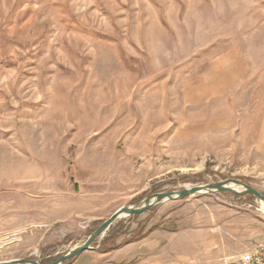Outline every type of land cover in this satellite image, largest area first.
<instances>
[{
  "label": "rangeland",
  "instance_id": "374dc122",
  "mask_svg": "<svg viewBox=\"0 0 264 264\" xmlns=\"http://www.w3.org/2000/svg\"><path fill=\"white\" fill-rule=\"evenodd\" d=\"M228 178L264 193V0H0V261L51 262L121 206ZM172 217L264 241L260 201L227 191L92 246Z\"/></svg>",
  "mask_w": 264,
  "mask_h": 264
},
{
  "label": "crops",
  "instance_id": "0c3cea01",
  "mask_svg": "<svg viewBox=\"0 0 264 264\" xmlns=\"http://www.w3.org/2000/svg\"><path fill=\"white\" fill-rule=\"evenodd\" d=\"M136 226L116 232L107 244V251L98 252L95 248L83 252L76 257L75 264H208L235 258L246 250L264 245V241L253 246L239 243L230 249L227 247L228 228L224 225L207 228L183 223L176 229L175 217L140 232ZM131 235L134 238H130Z\"/></svg>",
  "mask_w": 264,
  "mask_h": 264
},
{
  "label": "water",
  "instance_id": "95a60500",
  "mask_svg": "<svg viewBox=\"0 0 264 264\" xmlns=\"http://www.w3.org/2000/svg\"><path fill=\"white\" fill-rule=\"evenodd\" d=\"M227 191L236 195L250 194L255 196L262 204L264 210V193H262L257 188L236 178H228L220 181L188 185L178 190L153 193L144 198L135 206L119 207L114 213H112L107 219H105L82 244L73 246L54 261L44 263L40 259H11L0 261V264H63L67 260L77 257L85 251L93 250L94 247L92 246V244L98 238H104L111 226L121 218L142 214L150 210L152 207L166 201H178L190 196H195L197 194L220 193Z\"/></svg>",
  "mask_w": 264,
  "mask_h": 264
},
{
  "label": "built area",
  "instance_id": "2783aa9c",
  "mask_svg": "<svg viewBox=\"0 0 264 264\" xmlns=\"http://www.w3.org/2000/svg\"><path fill=\"white\" fill-rule=\"evenodd\" d=\"M215 264H264V245L246 250L235 258H223Z\"/></svg>",
  "mask_w": 264,
  "mask_h": 264
},
{
  "label": "trees",
  "instance_id": "16d2710c",
  "mask_svg": "<svg viewBox=\"0 0 264 264\" xmlns=\"http://www.w3.org/2000/svg\"><path fill=\"white\" fill-rule=\"evenodd\" d=\"M114 236H115V235H114ZM114 236H112V237L109 238V239L107 238L106 240H104L102 246H100V247L97 249V251H98V252H104V251H107V250H108V247H109L107 244H108V242H109L112 238L114 239ZM130 238H134V237H130ZM116 246H117V245H116ZM116 246H115V247H116ZM56 259H57V258H56ZM54 260H55V259H54ZM54 260H53V261H54ZM69 260H70V259H69ZM71 260H72V259H71ZM67 261H68V260H67ZM64 264H65V263H64Z\"/></svg>",
  "mask_w": 264,
  "mask_h": 264
}]
</instances>
